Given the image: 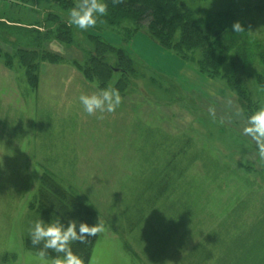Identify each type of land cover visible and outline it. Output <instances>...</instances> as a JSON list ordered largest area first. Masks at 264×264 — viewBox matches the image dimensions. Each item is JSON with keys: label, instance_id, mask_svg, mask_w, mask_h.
<instances>
[{"label": "rangeland", "instance_id": "obj_1", "mask_svg": "<svg viewBox=\"0 0 264 264\" xmlns=\"http://www.w3.org/2000/svg\"><path fill=\"white\" fill-rule=\"evenodd\" d=\"M180 1L201 22L219 13L227 15L224 26L238 21L245 32L227 39L243 38L247 51L254 52L255 43L264 50V0ZM54 6V0H0V17L11 13L22 24L42 25L49 12L58 13ZM146 24L135 30L131 21L124 22L121 27L132 32L125 43L122 30L102 34L112 45L124 46L137 71L120 93L121 106L103 119L80 109L76 98L95 91L96 83L71 63H40L32 91L15 61L11 68L0 61V258L11 255V264H38L23 239L36 219L29 205L46 171L94 208L104 224L87 264H180L238 203L248 201L252 212L264 203V167L254 145L239 134L244 121L235 116L241 109L237 95L224 81L207 78L193 63L153 42ZM84 49L82 42L79 48L47 46L78 62ZM247 70L251 76L261 72L257 56ZM246 81L252 99L259 100L255 81ZM260 102L264 105V97ZM184 141L187 149L179 151ZM166 175L179 178L167 190L173 199L190 198L193 220L183 223L165 247L153 236L165 228L166 208L161 201L141 203L152 180Z\"/></svg>", "mask_w": 264, "mask_h": 264}, {"label": "trees", "instance_id": "obj_2", "mask_svg": "<svg viewBox=\"0 0 264 264\" xmlns=\"http://www.w3.org/2000/svg\"><path fill=\"white\" fill-rule=\"evenodd\" d=\"M21 1L25 3L27 0ZM54 2L58 13L49 12L42 25L38 22L22 24L19 19L11 17V13L5 14L6 17H0V46L8 48L5 51L0 48V61L6 68H11L15 61L23 70L29 90L36 89L39 65L46 62L56 65L71 63L88 81L100 87L113 85L121 93L129 83L130 77L137 75V71L124 46L112 45L102 34L112 30H122L121 41L125 43L132 36V32L122 28V24L131 21L135 30H140L142 24L147 21L144 31L153 42L182 60L193 63L197 71L207 78L224 81L237 95L241 109L250 113L262 105L260 100L264 97L263 47L255 43L253 48L255 51L251 52L243 45L245 41L243 38L227 39L232 33V25L224 26L227 23L224 21L227 15L223 17L219 13L213 20L201 22L180 0H117L116 3L108 0V15L102 18L105 23L82 32L68 24L67 11L77 0H54ZM52 42L60 43L67 48L73 46L79 48L81 42L84 43L86 49L83 50L82 62L69 61L59 54L48 51L47 46ZM234 49L238 50L230 56V52ZM255 56L258 57L262 70L251 76L247 66ZM226 64L230 69L228 73L225 72ZM115 77L117 80L112 84ZM248 79L255 81L259 100L252 99L247 88ZM187 143L184 141L179 151L186 150ZM163 168L160 173L165 172ZM175 181L180 180L178 177L176 180L173 179L171 175L164 176L160 181L152 180L150 184L152 188L146 189L150 190L146 192L149 194L148 198L141 203L156 204L161 201L162 206L166 208L163 217L165 228L159 236H153V239L156 237L155 244L163 242L164 246L166 244L168 246L180 226L193 220L190 198H186L184 194L173 199L174 194L167 190L170 186L173 187ZM161 183H163L162 187L157 186ZM166 192L171 195L167 196ZM139 205L137 198L135 207ZM29 209L33 211L34 218L40 213L41 218L45 220L52 210H54L53 214L64 213L89 225L99 220L98 212L94 208L80 201L69 187L64 186L48 171L40 177L36 195ZM247 211L251 214L249 217H244ZM138 212L140 213L141 210L139 209ZM96 239L97 236L85 245H73V251L84 259L85 264L89 261ZM163 245L161 247H164ZM23 246L28 251L36 253V248L31 245L27 234L23 239ZM125 248L138 258L128 245H125ZM10 256L3 255L0 264H11L8 261ZM180 264H264V203H260L253 212L248 208V201L238 203L224 220L185 253Z\"/></svg>", "mask_w": 264, "mask_h": 264}, {"label": "clouds", "instance_id": "obj_3", "mask_svg": "<svg viewBox=\"0 0 264 264\" xmlns=\"http://www.w3.org/2000/svg\"><path fill=\"white\" fill-rule=\"evenodd\" d=\"M116 2L117 0H113V3ZM108 7V0H77L67 11L68 24L82 32L94 29L105 23L102 18L108 15ZM231 29L232 33L245 32L238 21L232 24ZM92 86L95 91L82 92L76 98L84 114L103 119L105 113H113L121 106L123 98L118 88L113 85ZM209 112L214 114L211 107ZM235 116L244 121L239 134L254 145L257 162L264 167V105L250 113L238 109ZM53 213L54 210L49 213L47 220L37 213V218L30 221L26 228L30 243L36 248L38 264H85L84 259L73 251V245L89 243L93 237L104 231V224L97 219L94 224L89 225L64 213Z\"/></svg>", "mask_w": 264, "mask_h": 264}]
</instances>
